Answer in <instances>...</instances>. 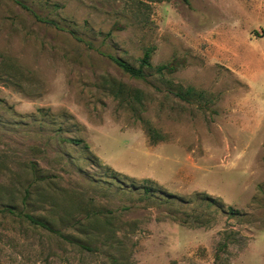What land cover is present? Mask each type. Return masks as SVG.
<instances>
[{
	"label": "rangeland",
	"instance_id": "obj_1",
	"mask_svg": "<svg viewBox=\"0 0 264 264\" xmlns=\"http://www.w3.org/2000/svg\"><path fill=\"white\" fill-rule=\"evenodd\" d=\"M0 264H264V0H0Z\"/></svg>",
	"mask_w": 264,
	"mask_h": 264
},
{
	"label": "trees",
	"instance_id": "obj_2",
	"mask_svg": "<svg viewBox=\"0 0 264 264\" xmlns=\"http://www.w3.org/2000/svg\"><path fill=\"white\" fill-rule=\"evenodd\" d=\"M154 47H150V48H147L144 52V55L143 57L141 58L140 60V65L138 67L136 66H133L129 63H126L120 59H115V63L127 74H129L130 76H133V77H136V78H144L145 77V69H152L154 68L155 72L158 73V74H165V73H168V74H174L178 67L175 63H169V64H164V65H160V66H157V67H153L152 66V57H153V53H154ZM187 91H195L193 88H188ZM155 139V135L152 137ZM71 142L75 143L76 145H79L81 143V141H78V140H74V139H71L70 140ZM83 148H88V146L86 144L83 145ZM112 179L113 180H116L118 182H120L121 184H125L123 181H120L118 179V175H116L114 172H112ZM148 182V181H147ZM144 183L142 186L138 187L136 186L135 183H132L131 185H128V187H130L132 190H143L144 194L148 197H152V196H155V191H154V188L149 185L148 183ZM211 203H214L216 201H209ZM11 208H4L2 210V212H7V213H10V214H13V211L10 210ZM228 211L230 212L231 215H236L237 212L229 207L228 208ZM26 217L30 220L31 223L35 224V225H38V226H41L49 231H54L52 227H50L46 222H43L39 219H34L32 216L30 215H26Z\"/></svg>",
	"mask_w": 264,
	"mask_h": 264
}]
</instances>
